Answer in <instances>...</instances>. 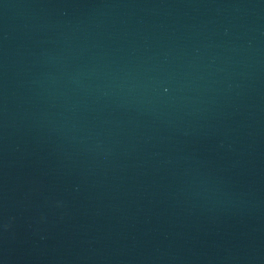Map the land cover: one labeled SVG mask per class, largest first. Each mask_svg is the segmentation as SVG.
Segmentation results:
<instances>
[{
	"label": "water",
	"instance_id": "1",
	"mask_svg": "<svg viewBox=\"0 0 264 264\" xmlns=\"http://www.w3.org/2000/svg\"><path fill=\"white\" fill-rule=\"evenodd\" d=\"M0 264H264V0H0Z\"/></svg>",
	"mask_w": 264,
	"mask_h": 264
}]
</instances>
